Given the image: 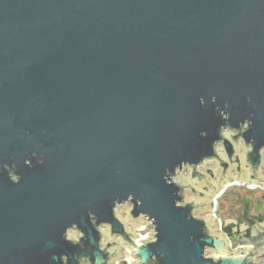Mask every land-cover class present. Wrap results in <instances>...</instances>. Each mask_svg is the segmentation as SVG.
Listing matches in <instances>:
<instances>
[{"label":"water","instance_id":"water-1","mask_svg":"<svg viewBox=\"0 0 264 264\" xmlns=\"http://www.w3.org/2000/svg\"><path fill=\"white\" fill-rule=\"evenodd\" d=\"M235 185L264 189V0H0V264H264L252 198L234 250L210 213Z\"/></svg>","mask_w":264,"mask_h":264},{"label":"rangeland","instance_id":"rangeland-1","mask_svg":"<svg viewBox=\"0 0 264 264\" xmlns=\"http://www.w3.org/2000/svg\"><path fill=\"white\" fill-rule=\"evenodd\" d=\"M234 190L237 192H240L242 190V187L235 185V186H232V187H229L228 189H226L225 192L220 197L216 198L215 210L210 211V213L214 214L215 218H217L220 221V224H221L220 231L222 233H224L222 231V224H224V225H230V224L234 225L235 224V226L233 227V230H235V231H236L237 226H241V227L245 226V224L243 223V221H244L243 215H242V219L240 220L238 218L240 213L235 211L237 209L234 208V205H233L234 196H232L231 192ZM256 192H261V195H264V193L262 191L256 190ZM186 197L190 198L188 193H186ZM251 215H254V216L264 215V196H259L254 200V203H253V206L251 209ZM239 221H242V222L237 223ZM260 223H262V222H260ZM236 224H237V226H236ZM131 231H132V229H131ZM226 237H228V236H226ZM228 240L230 242V250L236 249L237 246L232 245V241H235V240L233 238H231V239L229 238ZM207 255H210V254H207ZM123 259H126L125 255H124ZM123 259L120 260L118 262V264H123Z\"/></svg>","mask_w":264,"mask_h":264},{"label":"flooded vegetation","instance_id":"flooded-vegetation-1","mask_svg":"<svg viewBox=\"0 0 264 264\" xmlns=\"http://www.w3.org/2000/svg\"><path fill=\"white\" fill-rule=\"evenodd\" d=\"M251 192H253V191H248V190H245V189H243L242 188V190L240 191V192H237V191H232L231 193H232V196H234V199H233V205H234V208H236L237 210H235V211H237V212H239L240 214H239V216H238V218L241 220L242 219V215H243V210H244V208H247L248 206H249V200H250V198H252L251 200H252V204L254 203V200L256 199V194L258 193V192H256V191H254L253 192V194L251 195ZM264 193V192H263ZM262 196H264V195H262ZM259 215H257V216H253V215H251V210H250V212H249V214H248V219L249 220H253V223L252 224H261V225H263L264 226V223L262 224V223H260L259 221H258V219H257V217H258ZM242 221H239V222H237V223H241ZM126 223V222H125ZM243 223L245 224V226L248 228V223L246 222V221H243ZM126 229L128 230V231H131V229H132V226L131 225H129V224H127L126 223ZM106 234L108 233L107 232V230L104 228V229H102ZM148 230H150V228H148ZM244 236H246V237H248L249 236V233L247 234V233H245L244 234ZM111 249L110 248H108V251H110ZM122 255H125L126 256V254H125V252H124V250L121 248L120 250H119V257H118V259H120L121 260V258H122ZM118 259H115L114 261H111L110 262V264H118ZM123 264H128L127 263V259H123Z\"/></svg>","mask_w":264,"mask_h":264},{"label":"crops","instance_id":"crops-1","mask_svg":"<svg viewBox=\"0 0 264 264\" xmlns=\"http://www.w3.org/2000/svg\"><path fill=\"white\" fill-rule=\"evenodd\" d=\"M259 196H262L261 195V192H258L257 194H256V198L257 197H259ZM251 202H252V200H251ZM252 206H253V204H252ZM252 209V208H251ZM254 216V215H253ZM257 226L259 227V228H261L262 230H264V226L263 225H261V224H257ZM250 228L251 227H249L248 226V228L246 227V226H243V227H241V226H237V228H236V231L235 230H233L232 229V234H233V236L232 237H229L230 239L231 238H233L235 241L236 240H239L240 238H249L250 237ZM242 229V230H241ZM245 233H249V236L248 237H246V236H244V234ZM226 235V234H225ZM227 236V235H226ZM227 239H229L228 237H226Z\"/></svg>","mask_w":264,"mask_h":264},{"label":"built area","instance_id":"built-area-1","mask_svg":"<svg viewBox=\"0 0 264 264\" xmlns=\"http://www.w3.org/2000/svg\"><path fill=\"white\" fill-rule=\"evenodd\" d=\"M243 189L245 190H248V191H262L264 192V189H260L258 186L255 187V188H248L247 185H240ZM214 215V214H213ZM143 222L145 223H150L148 220L146 219H143ZM219 225L221 226L220 224V221H219ZM148 228H150L151 230V227L149 225H145L144 228L142 230H135L133 227H132V231L135 232L136 234H139L141 237H144L147 233H150V230H148Z\"/></svg>","mask_w":264,"mask_h":264},{"label":"trees","instance_id":"trees-1","mask_svg":"<svg viewBox=\"0 0 264 264\" xmlns=\"http://www.w3.org/2000/svg\"><path fill=\"white\" fill-rule=\"evenodd\" d=\"M257 219H258V221L259 222H263L264 223V215H259L258 217H257ZM235 226V224L233 225V224H230V225H224V224H222V231L228 236V237H232L233 236V234H232V229H233V227ZM236 226H237V224H236Z\"/></svg>","mask_w":264,"mask_h":264},{"label":"bare ground","instance_id":"bare-ground-1","mask_svg":"<svg viewBox=\"0 0 264 264\" xmlns=\"http://www.w3.org/2000/svg\"><path fill=\"white\" fill-rule=\"evenodd\" d=\"M217 198V197H216ZM216 198H214L215 202H216Z\"/></svg>","mask_w":264,"mask_h":264}]
</instances>
